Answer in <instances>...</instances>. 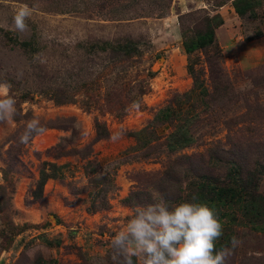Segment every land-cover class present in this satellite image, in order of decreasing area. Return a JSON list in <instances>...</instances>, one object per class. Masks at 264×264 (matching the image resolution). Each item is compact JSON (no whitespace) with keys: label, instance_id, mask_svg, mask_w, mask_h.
Masks as SVG:
<instances>
[{"label":"rangeland","instance_id":"rangeland-1","mask_svg":"<svg viewBox=\"0 0 264 264\" xmlns=\"http://www.w3.org/2000/svg\"><path fill=\"white\" fill-rule=\"evenodd\" d=\"M165 1L0 0V81L12 84L21 112L15 127L0 125V257L43 264L34 242L47 228L64 237L54 264H112L111 239L132 208L155 203L150 189L170 204L191 201L202 175L225 183L230 164L244 175L264 166V52L254 63L244 46L223 54L229 30L203 50L183 48L206 42L212 17L234 0H171L163 10ZM254 1L255 17L240 19L243 42L264 31V0ZM21 4L35 7L23 33L13 27ZM123 38L138 44L141 62L114 64L101 44ZM159 107L169 110L165 121L154 118ZM34 115L47 132L21 144L22 122ZM185 121L190 144L166 151ZM40 170L55 178L38 192ZM256 187L264 197V177ZM232 231L239 244L229 264H264V233Z\"/></svg>","mask_w":264,"mask_h":264},{"label":"clouds","instance_id":"clouds-1","mask_svg":"<svg viewBox=\"0 0 264 264\" xmlns=\"http://www.w3.org/2000/svg\"><path fill=\"white\" fill-rule=\"evenodd\" d=\"M35 7L21 4L13 17V27L23 33ZM12 84L0 81V125L13 128L21 115L18 102L12 93ZM130 108L139 110L136 101ZM19 142L27 145L35 136L43 135L47 128L38 116L22 122ZM123 130L113 133L116 141ZM152 191L155 203L131 209L127 223L111 239L112 264H229L239 240L233 237L230 246L218 241L224 235V224L214 206L191 201L167 202L160 193Z\"/></svg>","mask_w":264,"mask_h":264},{"label":"crops","instance_id":"crops-1","mask_svg":"<svg viewBox=\"0 0 264 264\" xmlns=\"http://www.w3.org/2000/svg\"><path fill=\"white\" fill-rule=\"evenodd\" d=\"M227 8L230 11H227V14L222 16L224 22L223 25L215 30L216 39H218L217 36L221 30L226 32H228V30L230 31V33L228 32L229 36L226 35L221 43L219 41L222 53L233 54L237 51V49L244 46V48L250 49L245 58L247 59V62L254 63L258 61L264 52V38L252 37L251 35L250 39L245 40L244 42L242 40L240 41L242 37L241 33L239 32V23L241 22V18L234 12L233 8ZM229 25L231 26L230 28H228ZM262 33L264 34V31H262ZM233 38L236 41L232 42ZM254 45L261 46V50H253L252 48ZM192 88L193 86L188 87L186 90H191ZM168 115L169 110L164 109L163 107H159L154 111V118L159 122L168 119ZM185 128L186 127H184L180 133L187 137ZM171 146L174 151H183L187 147L184 146L183 148H178L179 146L174 144H171ZM162 147H164L166 151H169L165 145ZM229 172L231 173V176L228 175ZM226 177L227 180H225V183H219L210 177L204 179L201 178V181L196 187L198 191V200L200 202H206L210 206H214L219 213L221 221L224 224V235L221 237L220 241H218V247L223 244H228L230 246L231 240L233 238L232 230L235 228V226H239V224L249 231L264 233V197L259 193L257 187L255 188V191L243 190L244 188L242 187V183L235 179L236 175L235 169H233V167L229 166ZM203 185L206 187V191L200 190ZM219 189H224L229 192L221 195V197L218 198L217 192ZM208 193H214V195L209 196ZM42 232L43 235L36 238L34 242L35 245L43 248L44 254L42 255L41 263L49 264L48 261L52 260L51 262L54 264L58 249L57 247L63 245L62 241L64 237L59 234L62 233V231H52V229L49 230L46 228L45 230H42ZM27 233H30V230L25 234L20 235L18 240H21L24 235L25 239L23 240H26ZM34 237L35 235L33 234L29 238ZM48 242L49 244H45ZM19 244L21 245L18 250L20 252L26 243L20 242L16 246ZM4 254L5 257H3ZM4 254L0 257V264L15 263V258L11 256V252Z\"/></svg>","mask_w":264,"mask_h":264},{"label":"trees","instance_id":"trees-1","mask_svg":"<svg viewBox=\"0 0 264 264\" xmlns=\"http://www.w3.org/2000/svg\"><path fill=\"white\" fill-rule=\"evenodd\" d=\"M163 4H164L163 10H165V9L170 7L171 0H166ZM258 4L259 3L255 2L254 0H234L232 7H233L234 12L241 19H243L246 16L255 17V15H256L255 6ZM223 5H224V3H221L218 7H222ZM212 22H213V26H210L207 29L209 39H207L206 42H203L201 40V38H199L195 41H190V42L184 41L183 42V48L187 54H190L191 52H194L196 50H203L206 46H210L213 44L214 39H215V30L217 28L221 27L224 22H223V18L219 14L214 15L212 17ZM256 37H263L264 38V34L258 33L256 35ZM101 44L108 46L107 48H108L109 52L112 53L113 61H116L114 64H117V63L121 64L123 62H130V63L141 62L142 53L138 47V44L129 38L114 39L111 42H108V43L103 42ZM20 46H22L24 48H28L31 46V42H22V43H20ZM187 70H188V73L192 76V71L189 68ZM121 72H122V74H124V78H125L126 72L125 71H121ZM150 74L151 73H149L147 75L148 78L151 77ZM145 84H146V82H145ZM136 87H137L136 94L138 96L145 94L147 91V85H144V83L140 84ZM123 90H125V91L127 90V92L128 91L132 92V88L129 87V84L124 85ZM118 92L122 93V91L119 90V88L117 90V93ZM118 96H119V94H118ZM57 101H59V100H57ZM62 102L63 101L60 100V103H62ZM121 109L124 112L125 107L122 106ZM186 126H187V122L185 121L180 126H178L176 131H174L173 133H171L168 136V139L163 144L168 148V150L174 151L171 144L179 146L178 148H183L184 146H188L190 144V140L184 134L180 133L181 130ZM229 166H231V167H233V169H235V175H236L235 179L242 183V187L244 188L243 190H245V191L246 190L255 191V188H256V185H257L259 179L264 177V166H260L259 170L256 167H253V169L245 175L243 173H241L242 172V171H240L241 169H239V167L236 164L235 165L230 164ZM51 167L53 168V172H55L56 167L55 166H51ZM228 175L231 176V173L229 172ZM207 177H209V176L208 175H202L200 177V179L201 178L204 179ZM232 177H233V175H232ZM53 178H55V176L53 174L47 175L45 173V171L40 170L39 171V180H38V188H39L38 192H41L42 187L44 185V182L47 179H53ZM200 190L206 191L207 189L203 185ZM228 192L229 191H227V190L219 189V191L217 192L218 198H220L221 195L228 193ZM208 195L213 196L214 193L213 194L208 193ZM34 198H35V195H34Z\"/></svg>","mask_w":264,"mask_h":264}]
</instances>
